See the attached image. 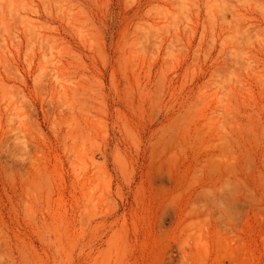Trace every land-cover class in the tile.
Wrapping results in <instances>:
<instances>
[{"label": "rangeland", "instance_id": "374dc122", "mask_svg": "<svg viewBox=\"0 0 264 264\" xmlns=\"http://www.w3.org/2000/svg\"><path fill=\"white\" fill-rule=\"evenodd\" d=\"M0 264H264V0H0Z\"/></svg>", "mask_w": 264, "mask_h": 264}]
</instances>
